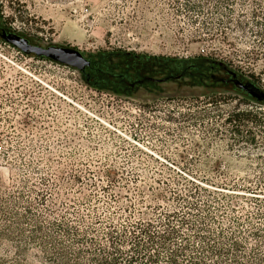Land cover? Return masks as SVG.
<instances>
[{
    "label": "rangeland",
    "instance_id": "374dc122",
    "mask_svg": "<svg viewBox=\"0 0 264 264\" xmlns=\"http://www.w3.org/2000/svg\"><path fill=\"white\" fill-rule=\"evenodd\" d=\"M0 27L93 60L115 51L203 56L264 91V0H0ZM231 89L98 90L78 70L0 38V188L24 192L35 213L54 203L48 220L63 216L74 242L105 244L112 230L130 240L134 221L178 210L226 238L236 233L249 251L258 246L247 232L264 229V124L237 134L226 119L242 110L264 117V106ZM194 186L206 191L186 197Z\"/></svg>",
    "mask_w": 264,
    "mask_h": 264
},
{
    "label": "trees",
    "instance_id": "16d2710c",
    "mask_svg": "<svg viewBox=\"0 0 264 264\" xmlns=\"http://www.w3.org/2000/svg\"><path fill=\"white\" fill-rule=\"evenodd\" d=\"M109 59H118V62L111 63ZM89 60L90 66L84 79L94 89L111 88L115 93L128 95L136 87L152 91L158 90L160 84L171 83L204 87L214 92L218 87L229 84L231 91L264 106V100L257 101L239 87L251 84L260 89L255 83L241 78L224 62L207 57L172 58L115 51L103 52L98 59ZM226 121L230 124L234 122L237 128L234 131L240 134L238 128L244 123L264 124V117L258 111L242 110ZM250 141L254 142L255 138H250ZM28 191L31 193V190ZM201 191L206 190L194 186L193 192L186 197L192 198L195 192L200 195ZM175 195L177 198L174 197V200H182L188 209L198 210L196 203L177 193ZM42 201L46 204L45 199ZM203 205L202 211L214 222L209 205ZM46 206L43 213H35L29 196L25 198L24 192L8 190L5 193L0 188V264H85L84 259L87 258L83 253L90 254V264H264V236H260L264 232L262 228L247 232L246 238L254 239L258 246L247 251L244 241L236 233L226 238L222 233L213 232L204 219L197 225L188 218L189 212L179 214L178 210H166L154 221L138 219L130 224V240L125 236H112V230L105 244L96 242L95 254L90 251V246L95 245L96 240L74 242L70 238L72 226L65 222L63 216H60L59 222L48 220L55 204L52 203L49 210ZM53 228L55 235L51 231ZM184 229L191 230V234L185 235ZM63 238H69L67 243ZM74 243L81 246L74 247ZM83 243L89 244V247Z\"/></svg>",
    "mask_w": 264,
    "mask_h": 264
},
{
    "label": "water",
    "instance_id": "95a60500",
    "mask_svg": "<svg viewBox=\"0 0 264 264\" xmlns=\"http://www.w3.org/2000/svg\"><path fill=\"white\" fill-rule=\"evenodd\" d=\"M0 38L4 43L16 48L23 54L53 61L60 65L76 69L81 74H83L85 69L90 66V60L75 48L56 45L46 47L35 45L25 37L14 32L3 31ZM239 87L257 101L264 100V93L251 84L239 85Z\"/></svg>",
    "mask_w": 264,
    "mask_h": 264
},
{
    "label": "flooded vegetation",
    "instance_id": "af4514ba",
    "mask_svg": "<svg viewBox=\"0 0 264 264\" xmlns=\"http://www.w3.org/2000/svg\"><path fill=\"white\" fill-rule=\"evenodd\" d=\"M3 31L8 32V30H7L6 28H2V27H0V34H1ZM87 68H88V67H87ZM87 68L85 69V72H87ZM85 72L82 74L83 76H85V75H84ZM136 88H137V87H136Z\"/></svg>",
    "mask_w": 264,
    "mask_h": 264
}]
</instances>
